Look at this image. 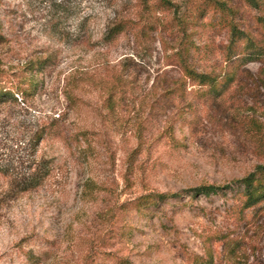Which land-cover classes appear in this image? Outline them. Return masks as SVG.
<instances>
[{
    "label": "rangeland",
    "instance_id": "1",
    "mask_svg": "<svg viewBox=\"0 0 264 264\" xmlns=\"http://www.w3.org/2000/svg\"><path fill=\"white\" fill-rule=\"evenodd\" d=\"M168 1L0 0V70L36 83L0 101V264H264V204L190 192L264 163V56L230 46L261 13Z\"/></svg>",
    "mask_w": 264,
    "mask_h": 264
},
{
    "label": "trees",
    "instance_id": "2",
    "mask_svg": "<svg viewBox=\"0 0 264 264\" xmlns=\"http://www.w3.org/2000/svg\"><path fill=\"white\" fill-rule=\"evenodd\" d=\"M160 2L163 4V6L169 3L168 0H160ZM249 2L254 9H257L261 13V16L257 17L255 22L256 25L260 26L259 35L256 37L252 36L247 31L238 30L236 26H232L230 28V46H232V49H234L233 53H231L233 56L236 54V57L241 58L242 62L245 64L257 61L260 59V57L264 56V0H249ZM218 7L224 12L228 11L226 4L222 2H218ZM228 12L232 13V11ZM222 22H226V19H224ZM145 27L150 28L151 26L144 24L142 27V33ZM126 29L127 28L124 27L122 23H118L108 30L106 33V39L109 42H114L117 37L126 31ZM2 40L3 37L0 33V43ZM241 43L242 46L240 45ZM184 52L186 54L189 53L188 50H184ZM38 66L41 67L42 63H39ZM37 69L38 67L33 64L30 65L28 69L26 68V70H28L31 74H34ZM24 74L22 73V75ZM185 74L193 84H196L200 87H207L210 93L216 96L220 95V93L223 92L228 87V85L233 82V77L219 79L212 74H198L191 69H186ZM5 76L9 77L6 78ZM11 77V75H8L7 73H4L0 70V101H5L4 98H14L10 93V89H15L17 92L28 95L30 94V91L35 88L36 83L33 81L19 79L18 77L11 79ZM7 85H9L8 89H6ZM38 181L39 180L35 178L31 186H36ZM228 191H231L235 193V196H238L237 200L240 201L242 209L254 208L264 204V163L256 167L253 174L248 175L244 179L233 182V184L227 185L226 187L202 186L193 189L190 192L194 196L209 197L219 194H226ZM176 197H178V194L157 195V198L160 202Z\"/></svg>",
    "mask_w": 264,
    "mask_h": 264
}]
</instances>
